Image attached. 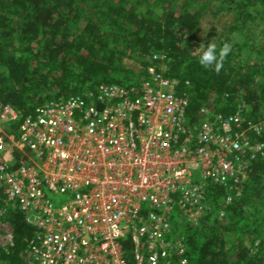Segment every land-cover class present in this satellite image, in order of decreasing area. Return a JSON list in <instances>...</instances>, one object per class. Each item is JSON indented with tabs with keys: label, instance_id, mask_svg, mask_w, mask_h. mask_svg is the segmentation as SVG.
I'll list each match as a JSON object with an SVG mask.
<instances>
[{
	"label": "built area",
	"instance_id": "obj_1",
	"mask_svg": "<svg viewBox=\"0 0 264 264\" xmlns=\"http://www.w3.org/2000/svg\"><path fill=\"white\" fill-rule=\"evenodd\" d=\"M152 57L135 83H101L24 115L0 99V222L8 244L9 207L34 227L21 264H186L180 224L210 211L209 184L224 201L239 195L264 155V109H192L166 54Z\"/></svg>",
	"mask_w": 264,
	"mask_h": 264
},
{
	"label": "trees",
	"instance_id": "obj_2",
	"mask_svg": "<svg viewBox=\"0 0 264 264\" xmlns=\"http://www.w3.org/2000/svg\"><path fill=\"white\" fill-rule=\"evenodd\" d=\"M198 1L231 13L226 30L215 31L204 44H231L219 74L198 63L200 53L189 43L198 24ZM252 48L264 50V0H0V99L24 115L49 98L101 83H135L155 60L152 55L164 53L169 75L189 93L190 108L206 104L230 112L242 97L255 114L264 109L259 104L264 56L253 65L235 61ZM125 49L141 56L139 70L123 62ZM224 98L227 105L221 107ZM223 195L221 186L209 184L210 211L190 229L186 264H264V155L252 159L239 195L231 201ZM8 220L12 244L0 245V264H21L34 227L17 207L8 208ZM125 247L129 254V240Z\"/></svg>",
	"mask_w": 264,
	"mask_h": 264
},
{
	"label": "rangeland",
	"instance_id": "obj_3",
	"mask_svg": "<svg viewBox=\"0 0 264 264\" xmlns=\"http://www.w3.org/2000/svg\"><path fill=\"white\" fill-rule=\"evenodd\" d=\"M206 4L207 3L203 1H198L197 4H195L198 6L200 13H199L198 24L196 27L194 38H192L189 42L191 45V48L194 51H198L196 49L199 47V45L202 43L205 44V42L209 38L211 37L215 38L214 37L215 31L226 30V27H228L227 25L228 21L231 18V13L228 10H225L224 7H222L221 10L216 12L215 11L216 4H214L213 6H210V4L209 5H206ZM220 6L221 4H219V7ZM262 56H264V50H261L260 48L244 49L241 53L237 55L235 61L237 60V62L240 65H246L248 63L253 65V63L256 62L257 60L262 59ZM122 60L124 63L131 66L136 71L140 69L141 64H142L141 56L133 51H130L129 49L124 50L123 55H122ZM255 80L256 81L254 84L259 89L260 85H262L261 77L256 76ZM263 96H264V92H263ZM241 100H243L242 97L237 98L236 106L239 105ZM259 104L264 105V99L262 100V102L260 101ZM218 105H220L221 107H226L227 105L226 98H224V100L221 99L218 102ZM240 193H241V189H240L239 194ZM220 205L223 206V203H220ZM246 208L247 210L254 211V207L250 204H247ZM222 209L223 207H220V210ZM7 229H8V224L6 223V220L3 219V222H0V245L4 248H7V246L9 245L5 237V234H6L5 232H7ZM190 229L191 227H188V226L186 227L185 225H183V223L180 224V233L186 238V240L190 234ZM227 235L228 234H226V238L228 237ZM255 242H257V240H255ZM253 246H251L252 250H254L255 248Z\"/></svg>",
	"mask_w": 264,
	"mask_h": 264
},
{
	"label": "clouds",
	"instance_id": "obj_4",
	"mask_svg": "<svg viewBox=\"0 0 264 264\" xmlns=\"http://www.w3.org/2000/svg\"><path fill=\"white\" fill-rule=\"evenodd\" d=\"M199 51L198 63L205 69L211 68L216 74H219L224 66L226 57L232 50L230 43H223L219 48L213 41L205 45L202 43L196 49Z\"/></svg>",
	"mask_w": 264,
	"mask_h": 264
}]
</instances>
